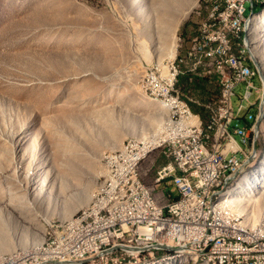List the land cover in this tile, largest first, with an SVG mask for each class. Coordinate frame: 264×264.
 Masks as SVG:
<instances>
[{
	"label": "rangeland",
	"instance_id": "rangeland-1",
	"mask_svg": "<svg viewBox=\"0 0 264 264\" xmlns=\"http://www.w3.org/2000/svg\"><path fill=\"white\" fill-rule=\"evenodd\" d=\"M199 3L0 0V233L6 228L13 237H38L34 247L16 242L6 250L0 241V260L8 263L25 250L47 256L59 245L51 242L54 231L62 233L69 219L109 200L111 158L130 141L148 142V149L162 143L163 124L183 114L171 102L177 92L201 114L197 101L217 97L214 75L190 79L182 64V47L191 46L204 15ZM257 22L250 19L246 34V59L259 73L251 99L260 115L256 158L231 190L264 160V18ZM170 68L178 71L172 83L165 77ZM243 88H237L235 104ZM157 147L143 160L148 184L168 162ZM86 191L90 197L83 199ZM263 193L257 203L244 196L245 208L234 205L233 212L264 225ZM156 195L166 203L177 199L178 190L167 180ZM171 263L203 264L189 256Z\"/></svg>",
	"mask_w": 264,
	"mask_h": 264
},
{
	"label": "built area",
	"instance_id": "built-area-1",
	"mask_svg": "<svg viewBox=\"0 0 264 264\" xmlns=\"http://www.w3.org/2000/svg\"><path fill=\"white\" fill-rule=\"evenodd\" d=\"M211 8L217 9V18L203 15L206 29L198 34V47H182V64L189 78L207 79L208 70H216L220 87L217 97L207 100L204 113H199L201 128L195 131V139L189 144L171 141L175 150L163 155L168 162L157 169L152 184L145 182L142 172L149 153L135 150L139 172L130 173V166L117 172L127 173L126 196L110 207V216L96 219V224L76 241L54 245L58 260L40 254L13 264H138L139 257L149 261L167 254L215 256L223 264H264V242L249 241L247 235L238 237L229 224L221 225L214 203H210V195L225 188L242 167L248 166L247 155L256 154L254 134L260 115L253 113L257 103L251 99L257 91L254 79L259 73L248 64L242 45V23L251 19L255 0H224L223 4L212 3ZM190 48H198V56H191ZM238 68H245V78H238ZM177 74L170 68L166 80L172 83ZM241 85L244 93L235 104L236 90ZM226 103H234V116H226ZM246 115H255L252 126L237 124L236 131L222 135V144H217L212 153H205L204 141L210 132L217 131V125L228 123L229 118L245 119ZM226 160L234 161L233 178L225 176ZM194 161H213V169L191 172ZM217 165H224V172H217ZM177 176L187 177V185L176 184ZM167 180L181 192L190 189V198L178 196L161 203L156 189ZM211 181H218V188H211ZM131 187H139L136 198H128ZM93 243H102V250L93 251ZM130 244H137L138 252H130Z\"/></svg>",
	"mask_w": 264,
	"mask_h": 264
},
{
	"label": "bare ground",
	"instance_id": "bare-ground-1",
	"mask_svg": "<svg viewBox=\"0 0 264 264\" xmlns=\"http://www.w3.org/2000/svg\"><path fill=\"white\" fill-rule=\"evenodd\" d=\"M224 0H200L199 9L205 14L207 18H217V9L211 8L212 3L214 4H223ZM264 9V3L262 0H255V8ZM251 10V18L254 19V22L257 20H263L264 18V10L258 14ZM200 17V16H199ZM250 19L243 21L242 23V45L246 53L248 50V44L246 41L247 27L249 25ZM206 29V19H200L196 24L194 29V34L191 37V47H198V34H204ZM249 51V50H248ZM191 56H198V48H190ZM260 68V67H259ZM254 72L256 69L254 68ZM210 75H214L217 79L216 70H208ZM238 78H245V68H238ZM179 92H177V97H171V102L173 105L178 107L183 114L179 117L178 120L170 119L164 125L165 134L167 138L160 143L159 141L152 147V149H148L151 147V144L146 142L144 145L138 141H130L128 145L122 147L118 151V155L111 158L110 167L115 169V173L111 180L109 181L110 186L106 190V194L109 196V200L101 199L99 204L93 209L91 212H87L83 210L80 214L75 215L76 217H72L69 219L67 223L62 225L61 227L64 229L62 233L59 230L55 231L51 238L53 239L51 242L55 243H69L76 241L78 237L85 235V230L91 228L92 225L96 224V219H102L104 216H110V207H114L119 199V197L126 196V188L125 184L127 183V173H120L117 175L118 171H125L128 166H130V173H138L139 165H135V161H137V154L135 150H140L141 153H149L154 149V147L161 149L162 154L166 155L170 150H175V143L171 141H181V144H189L195 139V131H200L201 121L198 113L193 112L188 103L182 99H179ZM171 104V103H170ZM172 105V104H171ZM206 107V106H205ZM235 114V106L234 103H226V116H234ZM255 115H246V123L244 126H252L253 119ZM236 118H229L228 123H221L217 125V131L210 132L208 138L204 141V149L205 153H212L217 144H222V135L225 133H231L237 130V124H233L236 121ZM256 158L255 154L247 155V163L248 165L251 161ZM126 160V161H123ZM247 166L242 167L239 171V174L246 168ZM213 169V161H194L191 164V172H199L201 170H212ZM234 171V161L226 160L225 161V176L226 178H233ZM217 172H224V165H217ZM239 174H237L234 179L226 185L225 188H220L216 191L214 195H210V203H214L215 212H217V216L220 217L221 225H228L229 229H233L235 233H238V237H245V235L249 236V241H260L264 242V225H251L249 221L243 219L238 216L235 212H233L232 207L234 205L239 208H245L242 204L241 199L244 196L251 198L256 203L260 201L258 195L261 190L264 188V160L261 164L256 168V170L251 172L250 174H246L241 183L237 188L231 190L232 186L237 182L239 178ZM176 184L187 185V177L185 176H177ZM211 188H218V181H211ZM178 196H181V199L190 198V189H183L181 192V188H177ZM139 195V187H131L128 190V198H136ZM90 197V192L86 191L83 193V199H88ZM260 198H263L264 203V193ZM69 212L64 209L63 217H68ZM5 231L0 233V241H2L1 245L3 249H7L11 247L16 242H21L22 244H30L32 247L35 246L34 240L38 239L37 235H33L27 239L25 235L22 233V237L14 235L11 236L9 230L3 228ZM102 250V243H93V251ZM41 251V248H39ZM46 253L48 250L45 251ZM130 252H138L137 244H130ZM33 252L30 250H25L20 253L18 256L9 258V262L4 263L0 260V264H13L14 262H21L28 255H31ZM47 256H42V258H48L50 260H58V250L52 249L47 253ZM192 257L189 254H167L158 257L155 260H149L146 257H139L138 264H172L171 261L175 259V257ZM196 260H200L203 264H223V260L215 257V256H203L196 257Z\"/></svg>",
	"mask_w": 264,
	"mask_h": 264
},
{
	"label": "trees",
	"instance_id": "trees-1",
	"mask_svg": "<svg viewBox=\"0 0 264 264\" xmlns=\"http://www.w3.org/2000/svg\"><path fill=\"white\" fill-rule=\"evenodd\" d=\"M254 11L255 12H258V11H260V8H254ZM242 122H244V119H242V118H240V119H237L236 121H235V124H241Z\"/></svg>",
	"mask_w": 264,
	"mask_h": 264
},
{
	"label": "crops",
	"instance_id": "crops-1",
	"mask_svg": "<svg viewBox=\"0 0 264 264\" xmlns=\"http://www.w3.org/2000/svg\"><path fill=\"white\" fill-rule=\"evenodd\" d=\"M198 102V104H200L203 108H204V110H205V106H206V104H207V101L206 102H201V101H197ZM199 114V113H198ZM244 123H246V119H244Z\"/></svg>",
	"mask_w": 264,
	"mask_h": 264
}]
</instances>
